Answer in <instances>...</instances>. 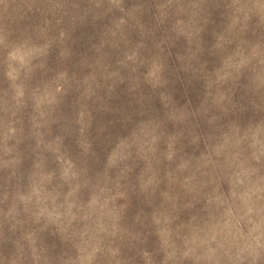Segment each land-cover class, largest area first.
<instances>
[{
  "label": "clouds",
  "instance_id": "1",
  "mask_svg": "<svg viewBox=\"0 0 264 264\" xmlns=\"http://www.w3.org/2000/svg\"><path fill=\"white\" fill-rule=\"evenodd\" d=\"M0 264H264V0H0Z\"/></svg>",
  "mask_w": 264,
  "mask_h": 264
}]
</instances>
